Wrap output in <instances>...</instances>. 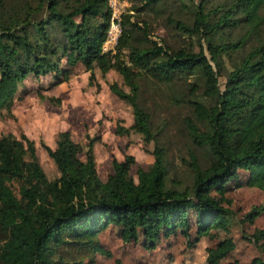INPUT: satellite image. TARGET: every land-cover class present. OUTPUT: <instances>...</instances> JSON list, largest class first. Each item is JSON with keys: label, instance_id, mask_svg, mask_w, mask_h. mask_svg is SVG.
<instances>
[{"label": "trees", "instance_id": "trees-1", "mask_svg": "<svg viewBox=\"0 0 264 264\" xmlns=\"http://www.w3.org/2000/svg\"><path fill=\"white\" fill-rule=\"evenodd\" d=\"M163 1L133 0L139 3L133 7L156 10ZM217 1L207 10L204 2L197 5L191 24L174 20L180 30L206 37V54L203 47L194 52L160 44L149 36L147 20H131L129 10L122 14L116 50L104 51L107 0H0V117L12 115V96L26 78L51 73V87L68 81L81 62L88 83L97 87L95 68L103 76L111 68L122 76L124 85L111 81L108 87L131 105L133 122L126 126L118 119L115 132H136L144 143L154 142V159L137 167V179L130 173L135 163L130 153L113 158L112 172L102 179L94 138L83 150L69 131H61L55 150L42 141L59 171L49 178L33 139L1 134L0 264H93L96 253L111 254L99 239L110 225L121 228L125 241L142 235L148 248L178 231L189 237L193 224L198 237L226 228L231 210L213 191L223 195L240 169L248 171L249 186L264 192V0ZM238 24L237 38L214 40L223 28ZM224 56L231 67L222 73ZM146 75L168 84L193 77L191 93L200 86L197 79L204 84L206 99H187L193 114L185 117L192 142L189 186L170 176L166 146L141 99L140 80ZM219 75L225 77L222 87ZM263 210L264 205H253L242 221L252 222ZM250 238L261 240L264 249V229H255ZM233 245L227 236L207 247L206 263L223 264ZM250 264H264V258L256 256Z\"/></svg>", "mask_w": 264, "mask_h": 264}, {"label": "rangeland", "instance_id": "rangeland-1", "mask_svg": "<svg viewBox=\"0 0 264 264\" xmlns=\"http://www.w3.org/2000/svg\"><path fill=\"white\" fill-rule=\"evenodd\" d=\"M203 2L204 10H207L214 8L218 1L164 0L160 9L145 8L137 11L133 6L139 3L123 0L122 14L129 10L128 12L133 14L131 20H137L140 24L146 19L149 36L164 46L172 49L185 48L194 52L203 47L207 54L206 37L201 32L187 33L174 24L177 18L191 24L197 5ZM241 25L223 28L214 36V40L222 41L223 37L229 36L237 38L242 30L239 27ZM124 53H127V49H124ZM224 63L222 73L231 67V60L226 56ZM73 70L76 76L73 73L68 82L59 85L58 91H55V88L51 91L50 86H47L52 77L26 78L12 96V115L0 117V135L11 132L19 137L25 133L33 139L39 161L49 178L57 176L59 171L42 141L55 150L59 132L69 131L71 137L81 143L85 150L89 137H92L96 167L102 179L112 172V159H123L126 153L135 156L130 173L137 179V167H147L154 159V142L144 143L142 135L136 132H115L118 119L126 126L133 122L131 105L119 99L108 87V82L111 81L124 85L121 74L111 68L103 76L100 70L95 68L96 81L104 86L101 90L102 86L88 83V73L81 62L77 63ZM218 78L222 87L225 77L219 75ZM192 79L193 77H190L188 81ZM188 81L176 78L172 84H168L151 75H146L140 80L142 102L151 114L153 129L158 130V136L166 146L170 176H173L181 187L189 186L192 181L187 164L188 149L192 142L185 125V117H193V114L187 99L207 98L200 79H197L200 86L195 93L189 92L191 89ZM49 96L57 97L59 101H50ZM80 157L84 158V151L80 153ZM247 172L240 169L238 178L227 183L223 195L213 191V194L231 210L226 228H213L207 235L198 237L196 225L193 224L189 237L178 231L169 236H160L155 246L148 248L142 235H139L137 241H125L121 228L110 225L99 234V239L111 254L108 256L96 253L93 264H207V247L214 246L227 236L233 239L234 245L221 259L223 264H250L256 256L264 258L261 240L256 243L250 238L255 229H264V210L252 222L242 221L244 214L253 205H264V192L246 183Z\"/></svg>", "mask_w": 264, "mask_h": 264}, {"label": "built area", "instance_id": "built-area-1", "mask_svg": "<svg viewBox=\"0 0 264 264\" xmlns=\"http://www.w3.org/2000/svg\"><path fill=\"white\" fill-rule=\"evenodd\" d=\"M108 7L110 8V23L107 29L106 39L103 42V50L104 51H112L116 50V45L121 35L122 27V5L123 0H107Z\"/></svg>", "mask_w": 264, "mask_h": 264}, {"label": "crops", "instance_id": "crops-1", "mask_svg": "<svg viewBox=\"0 0 264 264\" xmlns=\"http://www.w3.org/2000/svg\"><path fill=\"white\" fill-rule=\"evenodd\" d=\"M86 72L88 73V71H86ZM86 72H85V73H86ZM73 75L76 76L75 73H74ZM41 76L52 77V74H51V73H47V74H44V75H40V76H39L40 79H41ZM71 77H72V76H71ZM87 77H88V76H87ZM39 81L41 82V80H39ZM87 81H88V79H87ZM51 82H53V79H52V80L50 79L49 82H48V85H47V84H46V85L49 86V84H50ZM66 82H68V81H63V82H60V83H57V84L51 86V87H50L51 91L54 90V88L57 89V90H55V91H58V89H59V85H62L63 83H66ZM38 83H39V82H38ZM90 86H92V85H90ZM90 86H88V87H90ZM100 86H102V88H101V90H102L104 86H103L102 84H100ZM56 87H57V88H56ZM247 177H248V172H247Z\"/></svg>", "mask_w": 264, "mask_h": 264}]
</instances>
